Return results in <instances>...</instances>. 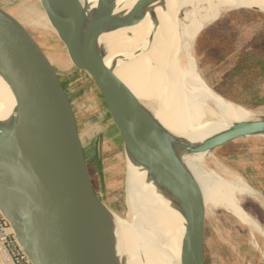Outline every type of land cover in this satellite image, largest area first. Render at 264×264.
I'll return each mask as SVG.
<instances>
[{
	"label": "water",
	"instance_id": "95a60500",
	"mask_svg": "<svg viewBox=\"0 0 264 264\" xmlns=\"http://www.w3.org/2000/svg\"><path fill=\"white\" fill-rule=\"evenodd\" d=\"M113 1L99 0L88 13L87 27L81 29L76 0H39L66 56L56 51L46 55L16 8L0 5V73L18 99L28 104L27 121L0 138V212L31 264H114L110 246L114 214L98 197L86 154L95 146L90 162L97 168L105 130L97 120L83 122L80 129L68 84L53 64L60 69L75 67L96 88L126 157L145 166L147 174L180 202L186 220L180 263L208 264L206 206L200 187L174 158L171 139L152 113L104 65L98 47L102 33L141 21L146 5L154 0H139L134 14L123 19L110 18ZM263 135L264 126L237 123L192 151L212 152ZM12 206L20 210V224L10 213Z\"/></svg>",
	"mask_w": 264,
	"mask_h": 264
},
{
	"label": "bare ground",
	"instance_id": "6f19581e",
	"mask_svg": "<svg viewBox=\"0 0 264 264\" xmlns=\"http://www.w3.org/2000/svg\"><path fill=\"white\" fill-rule=\"evenodd\" d=\"M98 2L76 0L81 29L87 27L88 13ZM138 2L114 0L110 18L132 16ZM183 8L189 9L178 16ZM241 9L264 14V0H154L146 5L141 21L102 33L98 47L108 70L169 135L172 154L200 187L204 205L212 210L222 209L253 232L264 235V230L241 209L237 199L246 196L259 202L256 191L232 173L228 174V181L207 175L197 157L190 155L201 153L192 151L193 147L226 132L234 124L253 122L264 126V117L253 119L251 110L213 93L197 72L184 64L205 26L215 22L223 10ZM36 17L39 24L52 28L45 14ZM27 118L28 104L18 99L0 73V138L18 131ZM125 159L129 221L126 223L116 215L111 217L112 262L181 264L186 220L180 202L147 174L145 166L130 157ZM9 209L14 221L20 224V210L16 206Z\"/></svg>",
	"mask_w": 264,
	"mask_h": 264
},
{
	"label": "rangeland",
	"instance_id": "374dc122",
	"mask_svg": "<svg viewBox=\"0 0 264 264\" xmlns=\"http://www.w3.org/2000/svg\"><path fill=\"white\" fill-rule=\"evenodd\" d=\"M0 2L3 3L0 5L6 10L16 8L18 11L16 14L20 15V20L24 23L23 26L43 46L46 55L56 51V53H61L59 55L66 56L65 48L57 41L56 36L46 27L40 28L42 23L39 24L36 16L44 12L39 0H0ZM188 9L180 10L178 16ZM253 14H258L259 17L257 15L255 17ZM209 25L203 28L192 44V50H189L190 59L184 61L187 68L194 69L205 82L206 80L201 74H205L211 69L212 63L206 65L205 60L211 59L214 56V51H218L217 48H229L232 37L236 39L237 34L241 36L243 32H240L244 26H258L259 32L264 30V14L250 9L223 10L217 20ZM53 65L68 84L67 91L72 98L80 122V129L83 128V122L88 123L92 120H97L101 129L105 128L102 135L103 144L100 149L101 163L97 168H93L90 162L93 156H96L95 146L86 149L90 177L104 206L111 214L127 223L129 219L125 205L126 155L121 141L114 139L110 130V118L101 97L85 72L79 71L75 67L60 69L62 67L59 68L55 63ZM62 85L66 90L64 82ZM252 113L253 119L264 117V104L257 106ZM213 137L215 136L210 138ZM208 152L190 153V155L197 157L207 175L228 181V174L232 173L242 178L253 188L261 205L246 196L237 199L242 208L252 216L251 218L254 220L255 216L258 219L255 221L259 222L263 215L260 206H264V138L239 139L225 147ZM205 221L207 227L205 247L209 258L211 257L210 259L207 257L208 264H264V236L242 225L222 209L212 210L206 207ZM258 225L260 226L259 223ZM260 227L264 229L262 226Z\"/></svg>",
	"mask_w": 264,
	"mask_h": 264
},
{
	"label": "crops",
	"instance_id": "0c3cea01",
	"mask_svg": "<svg viewBox=\"0 0 264 264\" xmlns=\"http://www.w3.org/2000/svg\"><path fill=\"white\" fill-rule=\"evenodd\" d=\"M253 15L258 16V14ZM18 17L20 19V15ZM20 21L22 22V20ZM40 25V28L46 27L56 35L49 26ZM258 29V26L255 27L254 25L252 27L244 26L240 32H243L241 36L237 34L236 39L232 37L229 48H217L218 51H214V56L205 60L206 65L212 62L211 69L205 74H201L207 85L217 95L251 111H255L257 106L264 104V30L259 32ZM238 38L239 40H237ZM110 130L114 139L120 141L119 136L111 126ZM256 203L261 205L257 201ZM260 208L263 211L260 222L264 224V206H260ZM255 219L257 218L254 216ZM258 234L264 236L262 232ZM0 264H11L1 252Z\"/></svg>",
	"mask_w": 264,
	"mask_h": 264
},
{
	"label": "built area",
	"instance_id": "2783aa9c",
	"mask_svg": "<svg viewBox=\"0 0 264 264\" xmlns=\"http://www.w3.org/2000/svg\"><path fill=\"white\" fill-rule=\"evenodd\" d=\"M0 252L11 264H31L12 232L9 224L0 212Z\"/></svg>",
	"mask_w": 264,
	"mask_h": 264
},
{
	"label": "trees",
	"instance_id": "16d2710c",
	"mask_svg": "<svg viewBox=\"0 0 264 264\" xmlns=\"http://www.w3.org/2000/svg\"><path fill=\"white\" fill-rule=\"evenodd\" d=\"M233 103V102H232ZM235 104V103H234ZM235 105H237V104H235ZM237 106H239V107H241V108H244V107H242V106H240V105H237ZM244 109H247V108H244ZM247 110H249V109H247ZM259 224H260V226H262L263 228H264V224L263 223H261L260 221L258 222Z\"/></svg>",
	"mask_w": 264,
	"mask_h": 264
}]
</instances>
